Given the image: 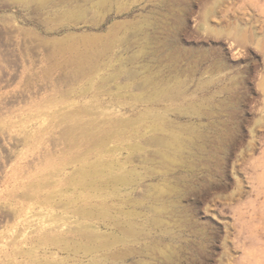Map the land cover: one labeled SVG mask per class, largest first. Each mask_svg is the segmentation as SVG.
<instances>
[{"label":"rangeland","instance_id":"374dc122","mask_svg":"<svg viewBox=\"0 0 264 264\" xmlns=\"http://www.w3.org/2000/svg\"><path fill=\"white\" fill-rule=\"evenodd\" d=\"M0 264H264V0H0Z\"/></svg>","mask_w":264,"mask_h":264},{"label":"bare ground","instance_id":"6f19581e","mask_svg":"<svg viewBox=\"0 0 264 264\" xmlns=\"http://www.w3.org/2000/svg\"><path fill=\"white\" fill-rule=\"evenodd\" d=\"M159 43H161V42H159ZM166 48V47H165ZM168 48V47H167ZM172 154V153H171ZM170 157V156H169ZM167 158V157H166Z\"/></svg>","mask_w":264,"mask_h":264}]
</instances>
